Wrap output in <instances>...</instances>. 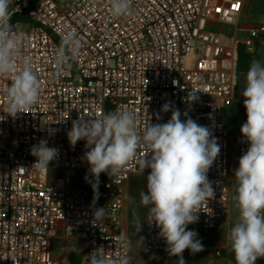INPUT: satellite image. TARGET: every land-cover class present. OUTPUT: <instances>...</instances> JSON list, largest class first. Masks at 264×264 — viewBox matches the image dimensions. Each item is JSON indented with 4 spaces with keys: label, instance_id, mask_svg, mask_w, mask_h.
I'll list each match as a JSON object with an SVG mask.
<instances>
[{
    "label": "built area",
    "instance_id": "obj_1",
    "mask_svg": "<svg viewBox=\"0 0 264 264\" xmlns=\"http://www.w3.org/2000/svg\"><path fill=\"white\" fill-rule=\"evenodd\" d=\"M246 0H131L132 14L117 17L110 0H14L10 10L21 36V54L30 56L41 81L40 98L32 112L0 120V264H61L54 256L53 239L85 236V256L71 264H89L94 249L115 264L123 254L116 243L123 233L125 185L141 172L135 159L113 178L99 176L98 191L83 159L85 141L73 147L67 132L79 116L94 119L120 111L135 114L137 131L150 123H166L174 108L198 124L209 126L221 147L207 175L214 198L203 206L192 225L217 228L230 212L228 177L229 133L223 109L235 93L237 48L223 42L219 27L234 24ZM68 32L82 39L79 56L59 74L55 55ZM264 35V25L253 29L244 45ZM7 77L0 76V115L6 107ZM197 90V100H186ZM159 113L161 119H156ZM41 140L59 149V156L41 172L33 166L30 149ZM239 156L249 147L240 136ZM54 170V177L49 176ZM87 177V179H86ZM147 184V180H146ZM147 191V188H146ZM105 207L102 219L95 208ZM147 217V209H146ZM124 234V233H123ZM146 246L166 251L155 223L147 221ZM130 255V253H129Z\"/></svg>",
    "mask_w": 264,
    "mask_h": 264
},
{
    "label": "clouds",
    "instance_id": "obj_2",
    "mask_svg": "<svg viewBox=\"0 0 264 264\" xmlns=\"http://www.w3.org/2000/svg\"><path fill=\"white\" fill-rule=\"evenodd\" d=\"M13 3L14 0H0V76L10 81L4 89L6 107L0 120L32 112L42 87L31 57L21 54V36L12 23ZM110 6L114 16L132 14L131 0H110ZM81 47L82 39L75 32L61 38L55 55L58 74L79 56ZM196 92L188 94L189 104L197 100ZM241 95L247 119L240 132L249 147L234 170L233 200L238 215L226 239L235 264H256L264 258V61L252 60ZM160 111H171V118L166 123L152 124L149 120L142 134L137 131L136 117L131 111L117 110L94 119L79 116L72 121L67 138L73 147L78 141H85L87 151L83 159L89 165L94 192L98 191L101 173L113 178L136 158L138 150H144L139 167L141 172H150L146 177L147 191L140 193V205L147 209L146 220L159 229L168 255L177 258L176 264H185L182 254L186 249L192 255L204 250L198 233L189 230L188 225L198 222L203 206L215 196L207 173L221 147L212 129L198 124L187 111L183 120L180 110L171 102ZM156 119H161L159 113ZM30 152L36 158L33 166L41 172L48 170L50 162L59 156V149L49 147L46 140L33 145ZM105 213V207L95 208L94 219H102ZM142 222L138 215L133 217L136 233ZM116 243L124 251L115 264H133L129 255L133 246L127 235L122 233ZM141 243L138 240L137 247ZM88 256L89 264H108L96 249Z\"/></svg>",
    "mask_w": 264,
    "mask_h": 264
},
{
    "label": "crops",
    "instance_id": "obj_3",
    "mask_svg": "<svg viewBox=\"0 0 264 264\" xmlns=\"http://www.w3.org/2000/svg\"><path fill=\"white\" fill-rule=\"evenodd\" d=\"M260 25H264V0H246L239 18L234 24L221 25L219 30L223 42L236 47L244 45L249 33ZM245 53L248 57H242L238 61L235 70V93L234 100L230 106L224 107L223 117L225 126L229 133V164L228 177L230 183V212L229 215L220 221L217 228L206 230V246L202 252L192 255L190 250L183 252L185 264H232L231 261L222 255L223 250L228 248L226 239L229 229L234 226L238 215L234 207L233 197L235 195L234 170L238 168L241 126L246 122V109L244 108V97L241 95L246 83V73L253 59L264 61V35L252 46L245 45ZM238 65V69H237ZM133 176H143L144 185H132L131 178L125 185L126 194L124 199L125 211L123 217L122 231L132 242L130 256L133 264H176V257H170L167 251H150L146 246L147 237V217L146 208L140 205V193L146 191V177L141 174ZM134 201V203H133ZM139 216L142 222L141 230L136 233L133 217ZM188 229H203L199 226L189 224ZM138 240H142L140 248L137 247ZM88 248V239L79 235L66 237L61 230L53 239V252L55 258L61 264H71L73 258L79 261L85 256ZM259 263V259L256 264Z\"/></svg>",
    "mask_w": 264,
    "mask_h": 264
},
{
    "label": "trees",
    "instance_id": "obj_4",
    "mask_svg": "<svg viewBox=\"0 0 264 264\" xmlns=\"http://www.w3.org/2000/svg\"><path fill=\"white\" fill-rule=\"evenodd\" d=\"M19 19H25V15L16 17L15 19H13L12 23L16 24L19 21ZM245 48H246L245 45H239L238 46V50H237L238 61H240V59H242V57H245V56L248 57L249 56L248 54L245 53ZM237 69H238V65H237ZM190 230H194V229H190ZM196 232L198 233L197 239H199L202 242L203 246L205 247L206 246V230L198 229ZM222 255L224 257L228 258L232 264H235L234 256L231 253L229 246L227 249L223 250ZM72 262H79V259L73 258ZM258 264H264V258H259Z\"/></svg>",
    "mask_w": 264,
    "mask_h": 264
},
{
    "label": "rangeland",
    "instance_id": "obj_5",
    "mask_svg": "<svg viewBox=\"0 0 264 264\" xmlns=\"http://www.w3.org/2000/svg\"><path fill=\"white\" fill-rule=\"evenodd\" d=\"M60 3H64L67 0H58ZM16 30H20L22 27L21 26H15ZM49 176L52 179L54 177V170H50ZM131 183L132 185H144V180L143 176H132L131 177Z\"/></svg>",
    "mask_w": 264,
    "mask_h": 264
}]
</instances>
